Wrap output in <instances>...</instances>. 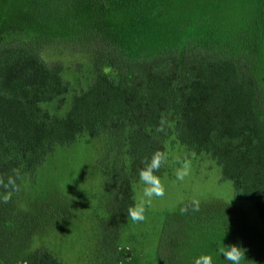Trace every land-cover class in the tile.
<instances>
[{
    "label": "rangeland",
    "instance_id": "1",
    "mask_svg": "<svg viewBox=\"0 0 264 264\" xmlns=\"http://www.w3.org/2000/svg\"><path fill=\"white\" fill-rule=\"evenodd\" d=\"M74 1L0 0V60L26 48L59 69L68 86L63 102L42 106L52 117H65L73 99L93 84L96 66L106 57V50L94 46L95 34L130 57H143L217 46L227 52L242 29L240 43L254 52L264 102V0ZM108 149L106 138L83 135L69 147H56L34 175H22L20 192L0 204V264H24L41 249L62 264H193L201 254H211L214 264H229L218 253L221 242L247 249L242 264H264V224L254 204L235 197L215 161L189 151L174 136L165 143V195L153 198L144 222L127 219L116 242L117 262L100 248V220L108 217L112 194ZM178 157L192 162L183 182L174 175ZM142 189L140 181L134 184L136 202ZM192 198L200 201L197 212ZM184 206L188 212L181 214Z\"/></svg>",
    "mask_w": 264,
    "mask_h": 264
},
{
    "label": "trees",
    "instance_id": "2",
    "mask_svg": "<svg viewBox=\"0 0 264 264\" xmlns=\"http://www.w3.org/2000/svg\"><path fill=\"white\" fill-rule=\"evenodd\" d=\"M241 33H235L236 44L227 52L217 46L143 57H130L95 34L94 46L106 50V57L100 58L91 87L73 99L63 118L42 109L63 102L68 93L59 69H50L26 48L0 60V175L6 180L18 168L20 185L22 175H34L56 147H69L83 135L106 138L113 178L108 217L100 220V248L118 262L116 242L136 202L134 184L142 162L165 151L174 136L189 151L215 161L223 180L232 182L235 197L253 203L264 224V102L254 52L241 45ZM163 173L161 167L157 175ZM24 264L62 262L41 249Z\"/></svg>",
    "mask_w": 264,
    "mask_h": 264
},
{
    "label": "clouds",
    "instance_id": "3",
    "mask_svg": "<svg viewBox=\"0 0 264 264\" xmlns=\"http://www.w3.org/2000/svg\"><path fill=\"white\" fill-rule=\"evenodd\" d=\"M163 120L158 131L163 130ZM168 161V153L166 151L157 150L152 153L150 158L143 161V167L140 168L138 176L139 181L143 184L142 197L130 206L127 210V215L134 223L144 222L146 220V212L153 203V198H162L165 195V184L161 177L157 175L161 167ZM177 163L179 166L175 169L174 175L177 181L183 182L190 176L192 170V162L187 157L182 160L178 157ZM13 174L7 179L0 175V204L9 203L13 195L19 193L21 187L17 184V179L20 178V169L12 170ZM191 209L193 212L200 210V201L196 198L190 200ZM181 214L188 212V207L180 208ZM247 249L238 244L225 245L221 242L218 248V253L223 256L224 260L229 264H242L246 260ZM193 264H214L211 254H201L194 259Z\"/></svg>",
    "mask_w": 264,
    "mask_h": 264
}]
</instances>
